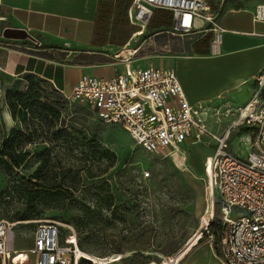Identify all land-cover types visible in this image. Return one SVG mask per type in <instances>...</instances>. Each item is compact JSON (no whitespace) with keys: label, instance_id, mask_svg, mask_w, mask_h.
Segmentation results:
<instances>
[{"label":"rangeland","instance_id":"1","mask_svg":"<svg viewBox=\"0 0 264 264\" xmlns=\"http://www.w3.org/2000/svg\"><path fill=\"white\" fill-rule=\"evenodd\" d=\"M121 2L124 8L128 5L130 23V2ZM254 5L255 1L227 2L221 26L264 32V24L251 23ZM227 7L242 11H226ZM133 26L138 30L124 45L128 53L119 58L124 60L144 43L131 57L142 63L140 67H159V62L167 60L174 63L182 56L179 48L191 43L186 38L152 34L170 27L167 14L161 10L154 11L149 25ZM149 35L154 36L156 45L153 38L144 42ZM148 43L149 48L145 46ZM168 68L174 70V65ZM39 103L54 109L57 117L44 112ZM206 106V110L196 107L194 115L213 133L236 117L235 110L224 118L223 112L211 104ZM202 112L206 116L201 119ZM10 131L14 135L9 136ZM245 132L239 129L230 142V150L238 156L248 152L245 146L239 148ZM5 140L13 141V145H6V152L2 147ZM213 150L212 140L204 137L202 143L186 148L184 164L175 155L171 159L147 154L132 145L120 127L103 125L89 109L66 103L49 83L29 76L6 85L0 75V152L25 157L18 170L5 173L0 169V220L15 225L13 245L19 251L9 264L33 263L27 251L39 222L56 223L60 244L75 243L90 264L179 263L198 241L207 242L206 237L200 240L198 230L201 216L209 213L207 175ZM20 179L30 181L40 192L37 215L29 220H21L26 186ZM219 218L216 207L208 236L213 239L217 264H221L217 253Z\"/></svg>","mask_w":264,"mask_h":264},{"label":"built area","instance_id":"2","mask_svg":"<svg viewBox=\"0 0 264 264\" xmlns=\"http://www.w3.org/2000/svg\"><path fill=\"white\" fill-rule=\"evenodd\" d=\"M228 1H255L251 22L264 24V0H130L129 19L132 25L144 27L154 11H166L171 16L170 27L160 34L189 41L208 36L209 55L218 57L226 32L220 24L221 12ZM5 21L0 10V23ZM58 92L69 105L92 111L101 124L120 127L132 145L147 154L171 159L177 155L185 161V143L199 144L204 137L210 138L214 152L207 175L209 213L200 218V240L206 237L212 246L208 233L217 207L220 263L264 264V74L257 80L250 101L237 110L236 119L220 134L196 119L170 68L134 67L106 80L83 75L69 95ZM243 128L249 138L244 142L241 136L239 148L246 146L248 152L238 156L230 150V142ZM14 226L0 220L1 264H9L11 257L19 254L13 245ZM78 251L75 243L60 244L56 223L39 222L27 253L32 264H80L83 258Z\"/></svg>","mask_w":264,"mask_h":264},{"label":"crops","instance_id":"3","mask_svg":"<svg viewBox=\"0 0 264 264\" xmlns=\"http://www.w3.org/2000/svg\"><path fill=\"white\" fill-rule=\"evenodd\" d=\"M97 1L0 0V10L6 18L4 23H0V75L5 84L31 75L54 86L64 95H69L83 75L106 80L129 68L142 66V63L131 60V57L144 47V43L124 60L119 56L128 53L125 46L91 45ZM226 11L242 10L227 7ZM5 28L23 30L28 37L22 40L4 39L2 31ZM222 28L226 32L220 56L209 55L207 36V42L201 39L181 46L178 55L182 56H178L174 63L161 61L156 68L174 65V71L193 109L205 105L201 110H206V105L211 104L214 110L223 112L224 118H228L232 110L236 114L250 101L257 80L264 74V37L261 36L264 32ZM159 34L153 35L156 37ZM154 36L144 42H151ZM152 42L156 45L154 38ZM145 46L149 48L151 43ZM164 48L169 49L166 45ZM133 62L138 65L132 66ZM146 66L149 65H143ZM205 116L202 112L201 119ZM236 117L230 118L229 123ZM225 127L215 134H220ZM248 135V132L242 134L244 142L249 138ZM190 145L187 142L183 147L185 160L186 148ZM176 158L181 161L177 155ZM181 162L184 164L185 161ZM216 259L210 243L198 241L185 258L176 264H217Z\"/></svg>","mask_w":264,"mask_h":264},{"label":"trees","instance_id":"4","mask_svg":"<svg viewBox=\"0 0 264 264\" xmlns=\"http://www.w3.org/2000/svg\"><path fill=\"white\" fill-rule=\"evenodd\" d=\"M121 1L122 0L97 1V7H96L95 18L93 21L92 35H91V45L93 46L113 45V46L122 47L127 43L131 34L138 30L136 27H134L129 23L126 15V8L128 7V5L124 8L122 6ZM128 1L130 2V0ZM162 12L166 13L169 20L171 21L170 13L166 11H162ZM161 31L155 30L152 34ZM202 40L203 42H207L208 38L205 37ZM29 76L31 75L25 77H29ZM54 91L60 94L55 89ZM39 104H40V108L43 109L44 112L45 111L50 112L54 115V117H57V113L55 112L54 109H49L47 105H43L41 103ZM12 135H14V131H10L9 136ZM2 145L5 151L6 145H13V141L5 140L2 143ZM24 158H25L24 155L21 154L7 156L5 155V153L0 152V169L5 173L13 172L12 171L13 169L18 170L19 167L22 165ZM20 180H21L20 184L26 186V188L22 190V197L24 198V214L21 216V220H29L31 217L37 215V210L39 207L38 199L40 192H38L36 185H33L30 181H23V179ZM80 264H90V263L89 261L84 260L83 258Z\"/></svg>","mask_w":264,"mask_h":264},{"label":"water","instance_id":"5","mask_svg":"<svg viewBox=\"0 0 264 264\" xmlns=\"http://www.w3.org/2000/svg\"><path fill=\"white\" fill-rule=\"evenodd\" d=\"M2 37L4 39L22 40V39H26L28 37V35L23 30L5 28L2 31ZM169 263H167V264H169Z\"/></svg>","mask_w":264,"mask_h":264},{"label":"bare ground","instance_id":"6","mask_svg":"<svg viewBox=\"0 0 264 264\" xmlns=\"http://www.w3.org/2000/svg\"><path fill=\"white\" fill-rule=\"evenodd\" d=\"M203 114H205V113H203ZM211 118V117H210ZM77 255L81 258L84 254H83V252L81 251V250H79L78 252H77Z\"/></svg>","mask_w":264,"mask_h":264}]
</instances>
